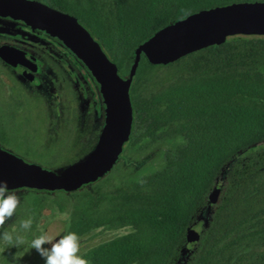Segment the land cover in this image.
I'll use <instances>...</instances> for the list:
<instances>
[{
  "label": "trees",
  "instance_id": "1",
  "mask_svg": "<svg viewBox=\"0 0 264 264\" xmlns=\"http://www.w3.org/2000/svg\"><path fill=\"white\" fill-rule=\"evenodd\" d=\"M42 1L73 15L126 76L137 46L165 25L255 0ZM129 98L132 123L120 160L74 191L26 188L34 193L0 229L15 228L26 242L11 248L0 239V264H33L30 242L43 233L45 208L66 213L64 233L79 237L96 228H130L80 253L89 264H264V35L228 36L164 64L141 53ZM152 152L150 167L143 160ZM29 217L31 229L21 230ZM199 222L196 244L187 250L186 236Z\"/></svg>",
  "mask_w": 264,
  "mask_h": 264
},
{
  "label": "water",
  "instance_id": "2",
  "mask_svg": "<svg viewBox=\"0 0 264 264\" xmlns=\"http://www.w3.org/2000/svg\"><path fill=\"white\" fill-rule=\"evenodd\" d=\"M0 16L40 27L57 35L75 52L101 92L105 123L93 148L79 160L55 171L29 162L0 146V179L9 189L36 188L42 192H70L104 176L121 158L123 143L132 123L129 87L141 53L153 63H168L199 48L220 44L228 36L264 35V0L233 2L188 13L160 28L136 48L126 76L105 46L96 41L76 18L41 0H0ZM18 49L0 46V58L10 63ZM220 185L209 194L214 203ZM201 228L186 236V249H192Z\"/></svg>",
  "mask_w": 264,
  "mask_h": 264
},
{
  "label": "flooded vegetation",
  "instance_id": "3",
  "mask_svg": "<svg viewBox=\"0 0 264 264\" xmlns=\"http://www.w3.org/2000/svg\"><path fill=\"white\" fill-rule=\"evenodd\" d=\"M1 45L18 49L12 62L0 58L3 148L26 161H66L88 153L106 112L101 92L75 52L57 35L4 16Z\"/></svg>",
  "mask_w": 264,
  "mask_h": 264
},
{
  "label": "clouds",
  "instance_id": "4",
  "mask_svg": "<svg viewBox=\"0 0 264 264\" xmlns=\"http://www.w3.org/2000/svg\"><path fill=\"white\" fill-rule=\"evenodd\" d=\"M20 203V196L9 190L7 181L0 179V229L13 218ZM32 223L29 217L22 220L19 227L27 231L31 229ZM0 239L11 248H19L26 242L15 228L0 233ZM30 247L40 256L43 264H89L85 256L80 254V237L75 232L55 235L44 232L31 240Z\"/></svg>",
  "mask_w": 264,
  "mask_h": 264
},
{
  "label": "rangeland",
  "instance_id": "5",
  "mask_svg": "<svg viewBox=\"0 0 264 264\" xmlns=\"http://www.w3.org/2000/svg\"><path fill=\"white\" fill-rule=\"evenodd\" d=\"M100 130V124L97 122L96 124V134L97 132L99 133ZM5 148V146H2V148ZM82 152H80L78 155H80ZM76 155L73 158H68L67 160H75V158H77ZM85 155V154H84ZM82 155V157L84 156ZM154 153H150L148 156H146V158L143 160L144 162L146 161H150L151 163H149L150 167L154 166ZM27 161H32L35 162L43 167L46 166H52V165H48V160L46 159H42V160H32V159H27ZM61 161L60 163L56 164L55 167L53 168V170L55 171H60L63 167H65V160H59ZM156 163V162H155ZM12 191H15L21 198V200L28 194H30L31 192L34 193L33 191H27L25 189H9ZM36 193V192H35ZM41 228L44 232H47L48 234H64V231L66 230L67 226H68V216L66 213L63 212H59L56 209H48L45 208L42 211V219H41ZM130 231L129 227H119V228H113V229H109V228H96L93 229L91 232H89L88 234L80 237V242H81V251L80 253H82L83 251L87 250L88 248L96 245L97 243L101 242V241H105L108 239H111L113 237H116L118 235L127 233ZM191 233H195V230H192ZM32 262L33 264H43L41 262V259L39 257V255L35 252L32 256Z\"/></svg>",
  "mask_w": 264,
  "mask_h": 264
}]
</instances>
